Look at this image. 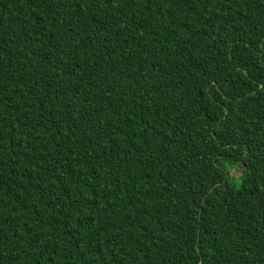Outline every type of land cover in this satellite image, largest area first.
Returning <instances> with one entry per match:
<instances>
[{
	"label": "trees",
	"instance_id": "1",
	"mask_svg": "<svg viewBox=\"0 0 264 264\" xmlns=\"http://www.w3.org/2000/svg\"><path fill=\"white\" fill-rule=\"evenodd\" d=\"M0 264H264V0H0Z\"/></svg>",
	"mask_w": 264,
	"mask_h": 264
},
{
	"label": "rangeland",
	"instance_id": "2",
	"mask_svg": "<svg viewBox=\"0 0 264 264\" xmlns=\"http://www.w3.org/2000/svg\"><path fill=\"white\" fill-rule=\"evenodd\" d=\"M232 174L235 176V177H239L240 174H241V170L238 168L236 170H232Z\"/></svg>",
	"mask_w": 264,
	"mask_h": 264
}]
</instances>
